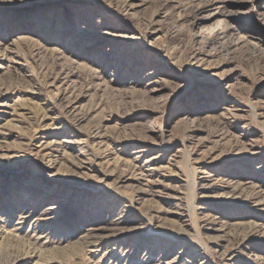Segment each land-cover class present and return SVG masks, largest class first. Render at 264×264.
Wrapping results in <instances>:
<instances>
[{"label":"rangeland","instance_id":"rangeland-1","mask_svg":"<svg viewBox=\"0 0 264 264\" xmlns=\"http://www.w3.org/2000/svg\"><path fill=\"white\" fill-rule=\"evenodd\" d=\"M196 263L264 264V0H0V264Z\"/></svg>","mask_w":264,"mask_h":264},{"label":"bare ground","instance_id":"bare-ground-1","mask_svg":"<svg viewBox=\"0 0 264 264\" xmlns=\"http://www.w3.org/2000/svg\"><path fill=\"white\" fill-rule=\"evenodd\" d=\"M152 128H153L152 125H148V126L146 127V129H147L148 131H151ZM47 193H48V194H47ZM47 193H46V194H47L48 196L51 195V192H47ZM63 206H65L64 203L61 205V207H63ZM47 209L50 210V211H54V210L57 209V207H55V206H50V207H48ZM210 226H211V225H210ZM216 227H217V226H216ZM216 227H215V231H222V230H221V229H222V226H218V228H216ZM102 228H103V227H102ZM96 230H97V229H96ZM90 233H91V232H90ZM92 233H93V232H92ZM92 233H91V234H92ZM88 234H89V233H88ZM88 234H87V235H88ZM102 236H103V235H102ZM102 236H101V234H93V235H89V236H87V238H85V239H86V241L88 242L89 240H92L93 238H94V239H95V238L98 239V238H101ZM104 236H105V235H104ZM110 236H111V235H110ZM108 238H109V237H108ZM103 239H104V238H103ZM213 240H214V241H219V240H220L221 242H222V241H225V239H222L220 235L217 236V237H213ZM220 241H219V242H220ZM92 242H93V241H92ZM94 242H95V241H94ZM220 244H221V243H220ZM234 249H235V248H232V249L230 248V249L228 250V248H227L226 251H227V250L229 251V253H227V255H229L231 252H233ZM232 254H233V253H232ZM235 255H236V254H235ZM223 256H224V255H223ZM223 256H222V257H223ZM229 256H230V255H229ZM229 256H228V257H229ZM224 258H225V257H224ZM229 259H231V256L229 257ZM232 259H233V258H232ZM232 259H231V260H232ZM257 259H258V258H257ZM189 262H190V260H189ZM171 263H172V262H171ZM175 263H176V262H175ZM194 263H195V262H194ZM202 263H203V262H202ZM231 263H232V262H231ZM196 264H197V263H196Z\"/></svg>","mask_w":264,"mask_h":264}]
</instances>
